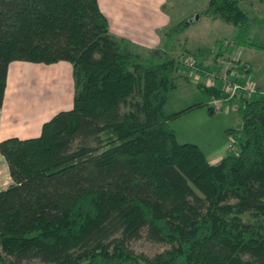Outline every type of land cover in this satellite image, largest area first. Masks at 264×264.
Segmentation results:
<instances>
[{"label":"trees","instance_id":"trees-1","mask_svg":"<svg viewBox=\"0 0 264 264\" xmlns=\"http://www.w3.org/2000/svg\"><path fill=\"white\" fill-rule=\"evenodd\" d=\"M247 1L209 0L195 15L231 24L232 47L264 51ZM190 19L151 49L112 34L97 0H0V108L13 61H67L74 81L73 107L39 136L0 141L11 179L0 190V264H264V89L238 101L197 83L240 103L239 126L225 131L234 150L217 163L169 125L202 104L164 109L177 71H189L166 49ZM143 233L166 247L136 252Z\"/></svg>","mask_w":264,"mask_h":264},{"label":"crops","instance_id":"crops-1","mask_svg":"<svg viewBox=\"0 0 264 264\" xmlns=\"http://www.w3.org/2000/svg\"><path fill=\"white\" fill-rule=\"evenodd\" d=\"M180 1L97 0L99 9L107 18L112 34L147 48L161 47L162 31L184 18L190 17V24L199 20L201 16L197 17L195 14L205 9L209 2V0H191L194 3L185 6L190 9V12L181 14ZM245 6L250 12L255 13L256 20L264 29V2L248 0ZM257 13L261 15L258 16ZM232 42L231 40L226 46L218 43L219 45L215 44L211 47H215L216 53L219 54L223 51L231 53L235 48L230 46ZM245 47L242 46V63L237 67L238 80L248 81L264 89L263 75L257 77L253 73L254 61L259 60L264 51L252 47L247 50ZM203 59L201 58L200 61ZM209 68H212V64ZM29 69L56 72V74L40 81L41 78L27 75ZM73 94L72 67L68 62L58 61L52 64L11 62L8 66L4 99L0 108V141L11 136L25 139L38 135L45 121L61 110H69ZM0 161L5 165L10 179L6 162L1 154ZM217 162L218 160H210V163Z\"/></svg>","mask_w":264,"mask_h":264},{"label":"rangeland","instance_id":"rangeland-1","mask_svg":"<svg viewBox=\"0 0 264 264\" xmlns=\"http://www.w3.org/2000/svg\"><path fill=\"white\" fill-rule=\"evenodd\" d=\"M191 0H181L179 3V9L181 14H187L190 12V9H187L185 6L192 4ZM204 10V9H203ZM248 10V9H247ZM101 11V10H100ZM249 11V10H248ZM197 14V13H196ZM250 16H254V12L249 11ZM104 15V14H103ZM256 15L260 16L259 13ZM185 19V18H184ZM255 30H258L259 34L264 35V29L260 25L256 26ZM235 28L228 23L220 19H213L206 16H201L197 21L191 22L188 25L186 30L182 33L179 38V41L174 43L172 46H167V51L176 58V61L182 66L183 60L191 57L200 61L201 58H204L203 68L204 70H237L240 66L242 59V52L240 58L236 61L233 60L235 57L236 51L238 49L242 50V46H236L234 50L230 53L223 51L219 54L218 57H214L216 54L215 47L214 52L210 56H194L193 52L196 48L203 46H209L215 44H223L226 46L231 40L235 37ZM130 41V40H129ZM218 44V45H219ZM232 44V43H231ZM163 45V41H162ZM139 46V45H138ZM231 46V45H230ZM142 47V46H141ZM162 47V46H161ZM147 48V47H144ZM233 48V47H232ZM247 50L248 46L245 47ZM155 49V48H151ZM261 58L257 61H254V72L258 77L261 74L264 79V52L261 53ZM219 60L226 61L225 63H219ZM27 62V61H22ZM67 62V61H66ZM33 63V62H27ZM68 64H70L68 62ZM210 64V65H209ZM212 64V68H209ZM71 65V64H70ZM207 66V68L205 67ZM72 67V65H71ZM187 70L179 69L176 73L175 78V87L169 93V99L164 109L167 113H174L180 110L187 108L190 105L201 103V106L190 109L181 113L180 115L169 120V125L174 129L177 140L180 143L190 142L199 145V147L204 151L207 159L211 161H219L224 157L230 146L232 144V137L228 135L225 130L227 128H237L240 124V120L236 114V111L232 110L230 106L224 104L221 109L214 110L213 113H209L208 108L214 109L212 103L213 98L201 93L198 89L197 83L203 82L206 83V77L201 74V77L198 76L200 71L187 68ZM56 72H46L40 70L29 69L27 71L28 76H33L41 78L40 81H44L54 76ZM73 77V70H72ZM252 77H254L252 75ZM43 78V79H42ZM255 78V77H254ZM197 79V80H196ZM256 79V78H255ZM199 80V81H198ZM74 82V81H73ZM255 86V85H254ZM256 87V86H255ZM259 87H256V90ZM263 90L262 88H260ZM74 94L72 99V104L69 109L73 107ZM68 110V109H66ZM62 111V110H61ZM65 111V110H63ZM41 132V130H40ZM33 136L37 137L40 135ZM17 137V136H11ZM235 151H239V147L235 148ZM10 179L7 176L5 165L0 161V190L5 189L10 184ZM130 247L138 253H144L146 255H153L157 252L162 251L166 246L153 243L148 241L143 236L135 241L130 243ZM29 264H40L38 261L30 262Z\"/></svg>","mask_w":264,"mask_h":264},{"label":"built area","instance_id":"built-area-1","mask_svg":"<svg viewBox=\"0 0 264 264\" xmlns=\"http://www.w3.org/2000/svg\"><path fill=\"white\" fill-rule=\"evenodd\" d=\"M241 52V49L236 51L235 57L233 58L234 61H237L240 58ZM222 62L225 63L226 61L219 60V63ZM183 64L187 68L200 71L198 76L201 77V74H203V76L206 77V85L221 88L229 98L235 97L236 100H238L241 95H243L244 98H249L250 95L256 92V87L253 84L248 81L238 80L237 70H204L199 67L197 60L191 57L184 59ZM212 103L214 105L213 110L221 109L225 104L223 100L215 98H213ZM228 106H230L232 110L236 111L240 107V103L235 101L232 104H228ZM230 149L234 150V147L230 146Z\"/></svg>","mask_w":264,"mask_h":264},{"label":"water","instance_id":"water-1","mask_svg":"<svg viewBox=\"0 0 264 264\" xmlns=\"http://www.w3.org/2000/svg\"><path fill=\"white\" fill-rule=\"evenodd\" d=\"M196 19H197V17H196Z\"/></svg>","mask_w":264,"mask_h":264}]
</instances>
